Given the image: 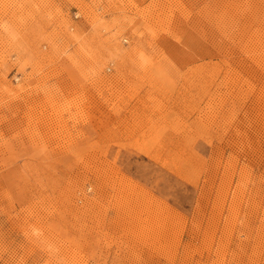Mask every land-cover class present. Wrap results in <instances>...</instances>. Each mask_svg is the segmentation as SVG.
<instances>
[{"label":"rangeland","instance_id":"rangeland-1","mask_svg":"<svg viewBox=\"0 0 264 264\" xmlns=\"http://www.w3.org/2000/svg\"><path fill=\"white\" fill-rule=\"evenodd\" d=\"M0 264H264V0H0Z\"/></svg>","mask_w":264,"mask_h":264}]
</instances>
